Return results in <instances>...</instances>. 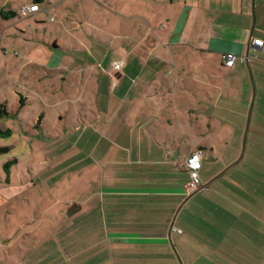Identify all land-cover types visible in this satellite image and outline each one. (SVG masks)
Wrapping results in <instances>:
<instances>
[{
  "label": "crops",
  "instance_id": "1",
  "mask_svg": "<svg viewBox=\"0 0 264 264\" xmlns=\"http://www.w3.org/2000/svg\"><path fill=\"white\" fill-rule=\"evenodd\" d=\"M33 2L40 10L20 15ZM254 38L264 0H0V96L14 85L22 115L2 101L5 127L12 138L21 124L23 145L26 125L38 127L37 184L1 205L26 225L7 240L33 243L13 264H264ZM231 114L248 118L244 145L253 124L242 154L220 138ZM196 150L201 186L188 192Z\"/></svg>",
  "mask_w": 264,
  "mask_h": 264
},
{
  "label": "rangeland",
  "instance_id": "2",
  "mask_svg": "<svg viewBox=\"0 0 264 264\" xmlns=\"http://www.w3.org/2000/svg\"><path fill=\"white\" fill-rule=\"evenodd\" d=\"M16 89L17 88H15L14 85L10 86L9 90L5 92V95L0 96V104L2 101L7 102L8 110L10 112L14 111V113L12 112L13 119L16 118V120H18L17 117H20V116L22 117V115H20V113H18L17 111L21 109L19 108V105H18L19 103H17L18 101H15L14 96L10 94V91H16ZM251 103H252V99L250 101V104ZM15 104H17L16 107L14 106ZM250 104H249V108H250ZM33 107L36 108V105ZM259 109L260 108L257 106L254 110L252 106V108L249 110L251 112L250 122L252 120L253 124L255 122L264 124V114L258 115L256 114V112H254V111H258ZM231 115L233 119H231L230 123L228 124L230 128L227 130L220 131V134H221L220 138H222L221 140H223V142H226L227 144L229 143L232 147L234 146L240 147L241 148L240 154H242L243 148L246 147L248 138L252 137V133L250 132V130L252 129L253 124H252V127H250L247 132V138L245 140V145H244V135H245V129H246V122L248 118L243 117L242 119H240V122H239L237 120L236 115L235 116L233 114ZM30 116L34 117L35 114H30ZM235 117H236V120H235ZM6 118L8 117L5 116L0 119V149L2 147L7 148V150L5 151L0 150V264H13L14 262L17 261L19 256H23L24 253L27 254L28 251L31 252L33 243L29 241V239L26 242H23L22 240L21 242L7 240V238H9L10 236H13L14 234H15L14 239H16L17 237H21V235L24 233L22 229L26 225H22L24 220L21 219L22 217V216L20 217L21 211H18L19 209L17 206H14L12 210L7 211L6 208L4 207L3 209L1 205H4V203H6L7 201L6 199L10 197H13L12 204L18 205L19 202L21 201L20 200L21 195H18V192L26 188L30 189L34 186V184L35 185L37 184V182L34 183V181L33 182L30 181L33 179L28 177V175L32 174V168L34 167L36 168L35 163H34V158H33L35 153L33 152V150L36 149V146L34 145H35V140L38 137V134L35 133V131L38 129V127H37V124H27L26 125L25 136H26L27 141L23 145L21 143L20 137L18 136L19 134H21V132L23 133V130L21 131L19 129L21 128V124L14 123L13 120H10V122L14 123L13 125H15L16 135L11 138L7 136V133H3V131L5 132V130L7 129L5 127L6 126L5 123H7ZM29 121H30V118H28L27 122ZM237 125L238 126L241 125V127L237 128ZM258 127H261L260 129L261 130L263 129V130L262 131L260 130V131L264 132V126L258 125V126H255V129H257ZM260 131L258 132V134L261 136L258 139L264 140V133H261ZM56 148H57V151H58V148H60L59 149L60 151L63 147H56ZM231 151H232V148L230 149V151H228V153L222 152L223 153L222 157L228 156L229 154L232 153ZM262 153L263 152H259L260 155H262ZM11 160H15V162ZM7 163H9L8 164L10 167L9 171H7V166H6ZM11 172H12V175H10ZM19 186L21 187L19 188ZM25 196L29 198L33 197V191L31 190L27 192ZM31 211L33 214V209ZM30 236H32V233L30 234ZM27 238L28 237L25 234V237L23 239H27ZM82 250L85 252L87 248L82 249ZM103 251L107 252L104 247L100 249V253H102ZM85 253L86 254L90 253V250L86 251ZM86 258L87 257L82 256L81 260L86 259ZM89 260L93 263V260L91 258Z\"/></svg>",
  "mask_w": 264,
  "mask_h": 264
},
{
  "label": "built area",
  "instance_id": "3",
  "mask_svg": "<svg viewBox=\"0 0 264 264\" xmlns=\"http://www.w3.org/2000/svg\"><path fill=\"white\" fill-rule=\"evenodd\" d=\"M40 10V6L37 2H33L31 4H24L21 8V14L22 15H31L37 11ZM253 43L257 44V46L263 47L264 46V40L260 38H254ZM223 63L227 67H232L235 64L236 55L234 53L228 52L224 53L222 55ZM121 62L115 61L113 63L114 67L119 69L121 67ZM203 151L202 150H196L192 152L185 161V167L189 171L190 180L187 184V190L188 192L195 191L200 188L201 186V180L199 176V170L202 165V159H203ZM181 232V229H177Z\"/></svg>",
  "mask_w": 264,
  "mask_h": 264
},
{
  "label": "trees",
  "instance_id": "4",
  "mask_svg": "<svg viewBox=\"0 0 264 264\" xmlns=\"http://www.w3.org/2000/svg\"><path fill=\"white\" fill-rule=\"evenodd\" d=\"M39 4V3H38ZM23 6V5H22ZM22 8V7H21ZM38 12V11H37ZM36 13V12H35ZM35 13H33V14H35ZM33 14H31V15H33ZM20 15H22L21 14V9H20ZM31 15H27V16H31ZM22 16H24V17H27V16H25V15H22ZM7 117L8 116V112H7V109H6V106H5V104H0V119L1 118H3V117ZM3 133H7V136L8 137H10L11 135H12V130L11 129H6L5 130V132L3 131ZM1 151H5V150H7V148L6 147H2L1 149H0ZM11 161H14L15 162V160H11ZM9 163H7L6 164V166H7V171H9V169H10V167H9V165H8Z\"/></svg>",
  "mask_w": 264,
  "mask_h": 264
}]
</instances>
